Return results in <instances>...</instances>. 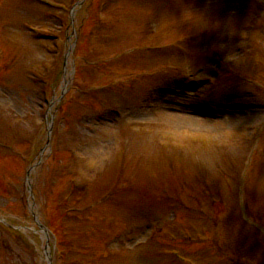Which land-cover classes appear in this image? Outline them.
<instances>
[{
  "label": "rangeland",
  "instance_id": "obj_1",
  "mask_svg": "<svg viewBox=\"0 0 264 264\" xmlns=\"http://www.w3.org/2000/svg\"><path fill=\"white\" fill-rule=\"evenodd\" d=\"M53 1L0 0V264H264V0Z\"/></svg>",
  "mask_w": 264,
  "mask_h": 264
}]
</instances>
